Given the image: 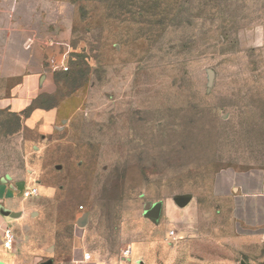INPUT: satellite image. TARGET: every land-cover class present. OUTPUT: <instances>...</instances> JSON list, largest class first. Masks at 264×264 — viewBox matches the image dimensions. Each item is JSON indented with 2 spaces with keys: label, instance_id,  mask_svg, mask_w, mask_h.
Returning a JSON list of instances; mask_svg holds the SVG:
<instances>
[{
  "label": "rangeland",
  "instance_id": "374dc122",
  "mask_svg": "<svg viewBox=\"0 0 264 264\" xmlns=\"http://www.w3.org/2000/svg\"><path fill=\"white\" fill-rule=\"evenodd\" d=\"M263 166L264 0H0V254L232 264Z\"/></svg>",
  "mask_w": 264,
  "mask_h": 264
},
{
  "label": "crops",
  "instance_id": "0c3cea01",
  "mask_svg": "<svg viewBox=\"0 0 264 264\" xmlns=\"http://www.w3.org/2000/svg\"><path fill=\"white\" fill-rule=\"evenodd\" d=\"M28 30L29 32L34 33L36 39L37 29L28 27ZM57 31L58 29L55 25L47 29L48 36L45 38L46 44L54 46L58 44L64 45L66 43V41H60L56 38L57 35L55 34ZM42 41L43 40H40V42ZM34 75L37 74L34 73ZM31 103V98L18 96L9 101V107L12 112H16L18 116L21 117V113L26 111L27 108L31 106ZM240 183H243L239 186V189L242 190L241 193L243 194L241 198L254 200V203L256 204V212L254 216L258 217L254 218L253 222L248 218H240V222L238 223V234H236V239H234L236 241L235 244H237L236 251L238 252V257L235 258L232 264H264V166L255 172V174L240 179ZM252 183H254V185H252ZM259 202L262 203V207H260ZM7 222L8 221L0 215L1 234L5 226L11 225ZM26 224V219H20L16 226L22 227L26 226ZM14 231L17 237L16 230L14 229ZM226 241L227 238H224V246L228 247V249H230L229 251H231V237L229 236L228 246L227 243H225ZM21 259L22 257L20 255L14 258L9 257L4 253L0 254V264H15L16 262L20 264Z\"/></svg>",
  "mask_w": 264,
  "mask_h": 264
},
{
  "label": "built area",
  "instance_id": "2783aa9c",
  "mask_svg": "<svg viewBox=\"0 0 264 264\" xmlns=\"http://www.w3.org/2000/svg\"><path fill=\"white\" fill-rule=\"evenodd\" d=\"M39 195V190L37 188H33L30 190L25 191V196L27 198H33ZM175 232H172V235H174ZM16 234L15 231L13 229V227L11 225H7L4 227V229L2 230V244L3 247L8 250L11 251L15 245L16 242ZM126 254L129 256L130 253L126 252Z\"/></svg>",
  "mask_w": 264,
  "mask_h": 264
},
{
  "label": "water",
  "instance_id": "95a60500",
  "mask_svg": "<svg viewBox=\"0 0 264 264\" xmlns=\"http://www.w3.org/2000/svg\"><path fill=\"white\" fill-rule=\"evenodd\" d=\"M155 216H157V214H156ZM83 222H84V219L81 218V219L79 220V224L82 226V225H83Z\"/></svg>",
  "mask_w": 264,
  "mask_h": 264
}]
</instances>
